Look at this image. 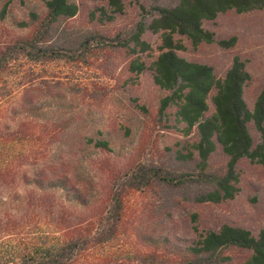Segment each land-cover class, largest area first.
Segmentation results:
<instances>
[{"label": "trees", "instance_id": "16d2710c", "mask_svg": "<svg viewBox=\"0 0 264 264\" xmlns=\"http://www.w3.org/2000/svg\"><path fill=\"white\" fill-rule=\"evenodd\" d=\"M100 1L110 8H96L105 21L125 10L126 0ZM263 8L264 0H179L175 6L154 5L152 16L139 23L134 38L145 44L141 41L144 32L163 31L161 53L150 68L143 63H132L131 68L139 72L147 69L154 84L168 92L160 101V120L169 117V110L175 107L174 115L184 123L185 134L195 132L197 139L192 146L197 156L193 151H178L182 159L195 160V167L178 172L163 164L137 160L117 166L107 158L99 168L105 174V184L93 192L68 169H31L45 158L44 150L58 136L46 139L45 130H40L44 126L35 121L36 107L28 92L17 102L25 113L18 127L9 131L12 128L1 122L8 109L2 102L8 96L3 82L13 62L21 58L31 62L77 58L74 50L68 53L52 46L48 35L55 23L77 15L80 6L71 0H47L45 12L33 14L36 25L28 33L0 46V128L3 123L6 131L0 129V264H124L118 245L135 230L129 226L133 200L164 187L194 184L205 187L196 196L198 202L234 198L239 191L241 162L250 160L264 167V89L251 108L244 97L251 74L240 57L234 58L225 78L217 79L213 66L178 54L186 45L175 35L189 40L195 48L215 41L229 48L236 38L217 40L204 22L230 10ZM96 37L86 40L83 52L91 50V41L105 43L108 39ZM210 97L214 112L207 115ZM94 141V147L101 151L113 150L107 138ZM217 153L226 159L220 169L210 163ZM30 170H34L31 175ZM138 235L147 244L152 241L147 249L134 252L133 258L140 264H264V226L255 235L246 227L223 223L198 233L175 251L166 245L167 238L146 237L141 231ZM162 242L165 245L159 249Z\"/></svg>", "mask_w": 264, "mask_h": 264}, {"label": "rangeland", "instance_id": "374dc122", "mask_svg": "<svg viewBox=\"0 0 264 264\" xmlns=\"http://www.w3.org/2000/svg\"><path fill=\"white\" fill-rule=\"evenodd\" d=\"M46 1L0 0V46L28 33L36 23L33 14H43ZM71 1L78 3L79 13L55 23L48 40L65 52L76 51L77 58L39 62L21 58L11 64L3 82L8 96L2 102L8 109L1 122L12 128L9 131L15 130L25 117L17 102L28 92L36 107L35 121L44 126L40 130H45L46 139L58 136L44 150L45 158L31 169H68L72 177L93 192L100 191V185L105 184V174L99 168L107 158L117 166L137 160L163 164L178 172L192 170L195 160L182 159L178 151L195 152V132L185 134L184 123L174 115L175 107L169 110V117L160 120V101L168 92L154 84L147 69L139 72L131 68L132 63L150 68L163 43V31H146L141 35L145 44L138 42L134 35L139 23L152 16L154 5L175 6L179 0H126L125 10L112 21L103 20L101 11L96 10L104 6L110 11L100 0ZM203 25L215 33L217 40L235 37V44L226 48L215 41L195 48L176 34L175 39H182L186 45L178 54L213 66L217 79L225 78L234 58L240 57L251 74L244 97L253 108L264 89V8L230 10ZM94 35L108 39L105 43L91 41V50L83 52V44ZM208 104L210 115L214 112L211 97ZM2 126L3 123L1 131L6 132ZM252 133L258 138L254 128ZM96 138L109 139L113 150L106 153L94 147ZM210 163L214 169H220L226 159L217 153ZM239 167V191L232 199L198 202L196 196L205 187L194 184L164 187L133 200L129 226L135 230L130 238L117 244L123 254L121 261L140 264L133 258L134 252L147 249L152 241L145 243L139 231L147 233L146 237L167 238L166 245L173 251L198 233L223 223L246 227L257 235L264 226V167L250 160H243ZM27 172L31 175L34 170ZM164 245L162 242L159 249Z\"/></svg>", "mask_w": 264, "mask_h": 264}]
</instances>
